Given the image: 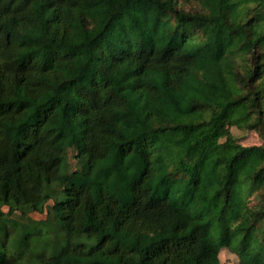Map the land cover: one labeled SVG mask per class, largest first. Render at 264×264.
I'll list each match as a JSON object with an SVG mask.
<instances>
[{
	"label": "trees",
	"instance_id": "16d2710c",
	"mask_svg": "<svg viewBox=\"0 0 264 264\" xmlns=\"http://www.w3.org/2000/svg\"><path fill=\"white\" fill-rule=\"evenodd\" d=\"M223 249L264 264V0H0V264Z\"/></svg>",
	"mask_w": 264,
	"mask_h": 264
},
{
	"label": "rangeland",
	"instance_id": "374dc122",
	"mask_svg": "<svg viewBox=\"0 0 264 264\" xmlns=\"http://www.w3.org/2000/svg\"><path fill=\"white\" fill-rule=\"evenodd\" d=\"M232 132L234 134V139L241 145L252 146V145H260L263 143L260 136L254 131L241 132L236 128H232ZM69 162L72 166H74L75 161L73 160L72 156L69 159ZM4 210L6 211L7 207H5ZM31 217L36 220H44L47 217V213L46 211L43 214L33 213L31 214ZM220 259L223 264H238L237 256L228 249H223L220 252Z\"/></svg>",
	"mask_w": 264,
	"mask_h": 264
}]
</instances>
